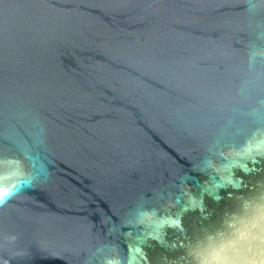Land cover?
Instances as JSON below:
<instances>
[{
    "label": "water",
    "instance_id": "95a60500",
    "mask_svg": "<svg viewBox=\"0 0 264 264\" xmlns=\"http://www.w3.org/2000/svg\"><path fill=\"white\" fill-rule=\"evenodd\" d=\"M0 264H264V0H0Z\"/></svg>",
    "mask_w": 264,
    "mask_h": 264
}]
</instances>
